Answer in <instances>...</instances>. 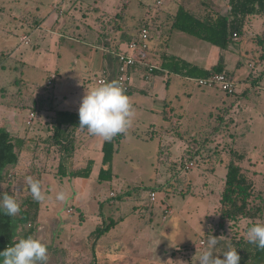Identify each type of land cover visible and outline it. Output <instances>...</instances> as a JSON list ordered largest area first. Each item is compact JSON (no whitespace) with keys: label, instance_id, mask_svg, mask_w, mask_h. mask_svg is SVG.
<instances>
[{"label":"rangeland","instance_id":"rangeland-1","mask_svg":"<svg viewBox=\"0 0 264 264\" xmlns=\"http://www.w3.org/2000/svg\"><path fill=\"white\" fill-rule=\"evenodd\" d=\"M160 1L0 0V107H21L25 118L17 122L24 126L28 108L80 105L86 88L100 85L96 79L102 76L104 49L99 45L105 38L100 37L109 27L118 33L123 30L125 37L149 19L151 52L159 56L167 48L166 37H158L153 19L159 14V20L166 21L177 5L176 0ZM51 3L65 11L63 25L59 21L52 30L28 33L31 25L49 17ZM244 29L240 41L226 49L182 31V37L175 36L177 46L187 53L194 47L208 52L211 46L226 52L235 93L205 88L196 78L173 74L154 77L159 83L152 95L158 98H148L141 91L128 93L135 115L126 132L118 134L111 180L98 179L103 167V138L98 136L99 151L89 150L82 160L79 156L76 161L67 160L68 171L85 166L89 158L95 160L86 184H81L83 178L60 174L57 148L49 144L51 121L43 123L46 129L39 138L36 135V144L27 146L18 165L9 171L10 188L20 204L29 193L26 176L42 183L46 198L40 201L31 236L47 245V264H197L211 235L217 241L246 237L255 222L220 217L232 148L240 152L241 163L255 183L256 201L264 208V14L252 17ZM22 33L30 35V44L20 43ZM54 71L58 76L48 85ZM170 104L172 110L165 113ZM174 113L180 122L172 125L168 116ZM91 137L79 134L75 150H81ZM43 138H47L45 145ZM60 191L67 194V201L56 199ZM152 192H157L155 201ZM30 225L20 226V237ZM107 225L109 230L97 239L94 231ZM223 247L216 245L214 255L223 258Z\"/></svg>","mask_w":264,"mask_h":264},{"label":"trees","instance_id":"trees-1","mask_svg":"<svg viewBox=\"0 0 264 264\" xmlns=\"http://www.w3.org/2000/svg\"><path fill=\"white\" fill-rule=\"evenodd\" d=\"M229 5L228 15H220L214 21H210L206 17L202 18L190 10L180 7L174 16L173 27L208 41L217 47L227 48L235 33H243L246 18L249 15L264 13V0H229ZM143 26L147 27V24ZM161 68L197 78L225 72L231 78L229 72L225 71L221 63L215 64L210 68H203L173 55H167L163 59ZM16 107L21 108L19 106ZM28 109L33 112L36 111V109L32 110L33 108ZM54 111L52 120L49 123L51 131L49 144L52 148H57L58 153L56 152L55 156L58 158V171L62 175L88 179L93 171V159H89L84 167L71 171L66 169L67 160L73 157L76 147L77 130L80 129L79 115L77 112L69 110ZM168 117L170 118V116ZM29 139L28 137L13 135L8 123L6 121L4 124L0 122V195L3 193L13 195L14 192L10 188L12 174L9 170L18 165L20 153L30 145ZM37 139L34 144H36ZM46 139H42L44 145L46 144ZM118 142L119 136L117 135L111 141L105 140L103 143V167L98 174L100 181L111 180L114 176L112 162ZM38 144L40 145V142ZM39 145L32 149L35 151ZM45 149L48 155L50 148L47 147ZM241 159L240 152L236 148H232L230 159L226 164L227 172L220 197V217L223 221L247 218L255 223L264 222L263 204H259L256 201L257 194L254 180L248 175L247 169L241 163ZM4 183H7L8 186L3 188L2 184ZM20 205V212L15 217H10L0 212V251L12 245L14 240L18 241L21 238L31 236L36 230L40 202L35 201L29 191ZM26 223L31 225L24 233V236L20 237L19 228ZM109 225L101 230L94 231L97 239L100 238L101 234L109 230ZM220 243L224 246L223 253L229 248L237 249L241 257L239 264H264V249H259L256 245L249 243L244 236L229 241L219 239L217 245Z\"/></svg>","mask_w":264,"mask_h":264},{"label":"crops","instance_id":"crops-1","mask_svg":"<svg viewBox=\"0 0 264 264\" xmlns=\"http://www.w3.org/2000/svg\"><path fill=\"white\" fill-rule=\"evenodd\" d=\"M198 1L201 4H204V6L200 5V3ZM159 2L161 3L160 0H158V3ZM195 2H198L199 4L197 3L195 5L194 4ZM176 3H177V5H176L175 9L169 11V16L166 18V21L165 20H163V21L159 20V16H160L159 14L157 15V19H153L154 24H156L155 27L157 28L158 33H159L158 37L160 39L164 38V36L166 37V46H167L166 50L162 54H160L159 56H154L151 52V47L149 48L148 52L146 53L145 60H144L145 63L138 65L133 72V80H132V83H131V86H130L128 93H131V92L133 93V91H141L142 94H144L148 98L152 99L154 97H157L155 95H152V92H154V90L158 86L159 80L154 79V77H156L158 75H163V77L165 76V77H169V78L171 77L172 74L177 75L178 77H181L183 79L184 78L185 79L197 78V77H190V76H186L183 74L174 73V72H171L167 69L161 68L162 61L164 58L167 57V55H171V56L173 55L175 57H178L180 59H184L190 63L196 64V65L203 67V68H210L211 66H213L215 64L221 63V64H223L225 71H228L231 78L234 80V73L228 67L226 52H224L222 50H218V48H216V47L213 48V46H211L209 48L208 52H205V51L202 52V50H199L198 47H196V48L194 47V49L191 51H189V49H188V53H187L185 51V49L183 47H181V45L177 46L178 43L175 40L176 35H177V38L182 37L181 30L173 27L174 16L180 7H184L187 10L192 11L193 13H195L196 15H198L202 18L206 17V18H208V20L214 21L220 15H223V16L228 15V12L230 9L229 0H176ZM55 6H58V9H55L54 8ZM49 9H50V12L48 14L49 17L46 16L47 17V18L45 17L46 19H44L43 21H40V23L35 25V26L31 25V30L28 31V33H33L34 31H37V30L41 31V29H43V28H48L49 30H52L50 28H54L56 25L55 22H59V21L61 22L60 25H63L61 18H62V15L64 14L65 11L59 7V4L57 5L55 3H51L49 5ZM60 10H62V13H60ZM255 15H260V14L249 15L246 18V22H248V23L251 22L252 17H254ZM107 16L109 17L110 15L107 14ZM149 22H150L149 19H143V24H147L148 28H150ZM46 23H50V24L45 25ZM245 25H246V23H245ZM244 28H245V26H244ZM117 31L118 30H115L114 28L109 27L108 31L102 32V36L100 37V38H102L103 36L105 37L103 44L100 43V45H99L100 48L104 49L102 76L106 75L109 82L115 81V78H116V72H117L116 53L126 49L128 42L132 38H134L138 32V31L133 32V33L130 32L129 33L130 35H127L128 37L125 36L127 38L124 39L125 37H122V36H124L123 34H126V32H124L122 30L118 33ZM177 31H179V32H177ZM182 32H184V31H182ZM244 32H245V29L243 30L242 34H244ZM28 33H22L20 35V43H21V37L28 34ZM242 34H238L239 35L238 40H235L234 38H232V40L229 43L227 48H230L231 43L240 41ZM152 37H153V35L151 34V38ZM174 42H176L175 43L176 45H174ZM224 49H226V48H224ZM150 64L157 66L155 71L149 72L148 65H150ZM52 73H55L58 76L57 71L56 72L55 71L50 72V74H52ZM255 77L253 79H255ZM166 82H167L166 89H168V86L170 84V80H167ZM167 95H168V91L165 90L164 98H163V100L165 102H167V100H168ZM52 106H53V104H52ZM172 108H173V104L167 105L164 108V112L166 113V111L172 110ZM53 109L54 110H69V111H73V112L78 113L79 105H74V107L73 106L63 107L62 109L56 108L55 106L50 107V108L42 107L39 110H36L33 112L35 114V116L33 118L34 120H33L32 126H27V125L23 126L22 123L17 122V121H23L22 119L25 118L23 116V111L20 110L18 107H11V108L6 107V110H4L2 107H0V122L2 124H4V122L6 121L9 124V129L11 130L13 135L19 136V137H28V138H30L28 140L29 144L33 145L35 143V140L37 139V136H38V138L40 137V135H41L40 131L43 128L46 129V127L43 126V123L45 125H48L46 121L52 120L53 114L55 112ZM31 112L32 111H30V113ZM3 113H6L5 116L8 118H6V119L3 118V117H5V116H2ZM30 113H29V115H27L28 117L26 116L27 118L25 120H27L29 118ZM36 118H39L40 120L37 121V124H34V121L36 120ZM169 121L171 122L172 125H175V124H178L180 122V119L177 116V114H175L173 117L169 118ZM25 129H26V131H28V132H26V133H28V135H24ZM18 131H20V134H18ZM22 132H24V133H22ZM77 132H78L77 133L78 136H79V134H82V133H87V134L89 133L87 131V129L84 130L81 128L79 130H77ZM96 137L97 136L93 135V137L87 138L86 140H84V145H83L84 147L81 148L82 151L80 149H76L74 154H73L74 155L73 156L74 161L77 160L78 156H79V159L82 160L83 157L86 155V153L89 152V150H93V149H96V150L98 149V151L100 150V145L98 144V140ZM104 141L105 140L103 139V143H104ZM103 143L101 145V150L103 147ZM102 158H103V150H102ZM89 159H92V158H89ZM94 164H95V160H94ZM78 168H81V167L80 166H74L73 169H78ZM226 172H227V168H226ZM225 177H226V175H225ZM75 178H81V177H75ZM86 182H87V179L83 178V181L81 182V184L84 186L86 184Z\"/></svg>","mask_w":264,"mask_h":264},{"label":"clouds","instance_id":"clouds-1","mask_svg":"<svg viewBox=\"0 0 264 264\" xmlns=\"http://www.w3.org/2000/svg\"><path fill=\"white\" fill-rule=\"evenodd\" d=\"M78 115L80 128H86L90 134L111 141L131 126L135 112L120 82L111 81L90 89L86 88ZM24 179L32 198L37 202L45 200L41 182L30 175ZM56 199L65 202L69 197L64 191H60ZM20 209V202L15 195L8 193L0 195V212L15 217ZM246 240L259 249H264V222L249 226ZM217 243L216 237L211 235L206 250L198 257L197 264H239L241 257L235 248L225 251L223 258L214 255L213 249ZM47 261V245L41 239L32 236L14 240L12 245L0 252V264H47Z\"/></svg>","mask_w":264,"mask_h":264},{"label":"built area","instance_id":"built-area-1","mask_svg":"<svg viewBox=\"0 0 264 264\" xmlns=\"http://www.w3.org/2000/svg\"><path fill=\"white\" fill-rule=\"evenodd\" d=\"M54 8L58 9V6H55ZM60 13H62V10H60ZM233 38L235 40H238L239 35L235 33ZM150 39V28L143 26L138 30L135 37L128 42L126 49L116 53L117 72L115 81H119L126 92L130 89L135 68L138 65L145 63L144 60L146 57V53L150 48ZM30 43V35L26 34L21 37V44L28 45ZM156 68L157 66L155 65H148L149 72L154 71ZM56 77L57 75L55 73L50 74L48 78V85L53 84ZM96 81L98 84L109 82L106 75L98 77ZM196 81L200 86L205 88L218 87L228 94L235 93L234 80L232 78H229V76L225 72L213 73L208 77L196 78ZM34 116L35 114L31 112L29 118L26 120L27 125H32ZM156 199L157 192H152L151 200L155 201ZM166 211L171 212L170 210Z\"/></svg>","mask_w":264,"mask_h":264}]
</instances>
